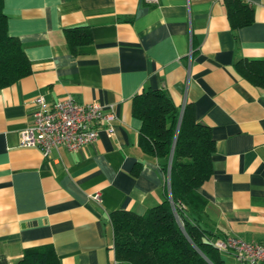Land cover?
<instances>
[{
  "label": "crops",
  "instance_id": "1",
  "mask_svg": "<svg viewBox=\"0 0 264 264\" xmlns=\"http://www.w3.org/2000/svg\"><path fill=\"white\" fill-rule=\"evenodd\" d=\"M241 1L253 20L233 28L224 0H3L31 73L0 88V264L45 244L61 264H113L109 213H143L168 188L161 159L138 145L131 105L147 89L167 92L180 112L190 103L211 128L213 173L197 189L207 201L201 226L215 240L264 241V89L234 67L264 60V0ZM73 26L92 38L75 55L63 34ZM37 96L97 102L112 117L91 144L44 157L19 142Z\"/></svg>",
  "mask_w": 264,
  "mask_h": 264
},
{
  "label": "trees",
  "instance_id": "2",
  "mask_svg": "<svg viewBox=\"0 0 264 264\" xmlns=\"http://www.w3.org/2000/svg\"><path fill=\"white\" fill-rule=\"evenodd\" d=\"M233 28L252 22V9L241 0H224ZM69 52L92 40L86 26L63 29ZM235 70L253 86L264 89V60L240 59ZM31 73L21 41L8 34L7 16L0 0V88ZM161 89H147L132 99V115L141 122L138 145L161 159L168 176L167 192L143 213L119 209L109 213L112 249L120 264H229L214 242L220 238L200 224L206 199L197 189L213 173L215 149L211 128L195 119L190 103L182 111ZM136 164L133 174H137ZM19 264H61L50 244L24 249Z\"/></svg>",
  "mask_w": 264,
  "mask_h": 264
},
{
  "label": "built area",
  "instance_id": "3",
  "mask_svg": "<svg viewBox=\"0 0 264 264\" xmlns=\"http://www.w3.org/2000/svg\"><path fill=\"white\" fill-rule=\"evenodd\" d=\"M33 106L31 124L19 131V142L21 146L39 149L44 157L61 148L76 150L91 144L97 138L101 123L112 117L97 102L81 104L70 96L51 104L37 96ZM214 244L220 250L231 252L239 264H264V241L229 236L215 240ZM113 264L120 263L113 261Z\"/></svg>",
  "mask_w": 264,
  "mask_h": 264
},
{
  "label": "rangeland",
  "instance_id": "4",
  "mask_svg": "<svg viewBox=\"0 0 264 264\" xmlns=\"http://www.w3.org/2000/svg\"><path fill=\"white\" fill-rule=\"evenodd\" d=\"M224 254V253H223Z\"/></svg>",
  "mask_w": 264,
  "mask_h": 264
}]
</instances>
